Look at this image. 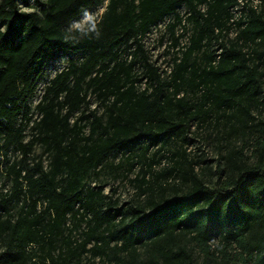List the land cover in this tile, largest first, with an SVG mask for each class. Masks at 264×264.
<instances>
[{
  "label": "trees",
  "instance_id": "1",
  "mask_svg": "<svg viewBox=\"0 0 264 264\" xmlns=\"http://www.w3.org/2000/svg\"><path fill=\"white\" fill-rule=\"evenodd\" d=\"M102 1L0 0V264H264V0H107L68 27ZM167 15L161 70L143 37ZM199 130L215 167L148 160L125 206L92 185Z\"/></svg>",
  "mask_w": 264,
  "mask_h": 264
},
{
  "label": "rangeland",
  "instance_id": "2",
  "mask_svg": "<svg viewBox=\"0 0 264 264\" xmlns=\"http://www.w3.org/2000/svg\"><path fill=\"white\" fill-rule=\"evenodd\" d=\"M33 0H27V3H32ZM107 0H103L98 6L95 8L87 9L84 14L72 20L68 27L74 28L76 26H80L86 23L89 19H99L102 15ZM255 3V2H254ZM19 6L21 9L28 10L29 7L23 5V3L19 2ZM185 7L180 6L177 9L180 15H184ZM172 20L170 15H167L161 22L157 25L152 26L151 29L144 35L143 40L146 48H148L151 58L155 61L156 64L159 65L161 70H168V63L170 62L171 51L174 50L170 48V37L167 32L166 24ZM3 28V25L1 26ZM180 26H177L175 30V34L181 33ZM187 34L182 33L179 41L181 45H184L186 42ZM74 58H78V55H74ZM68 63V57L61 55L55 59H52L48 62L46 71L44 76L39 80L35 94L28 100V104L30 106V114L31 120L30 123L37 118V113L35 111V104L38 101L41 93L42 87L45 82L57 71L64 68ZM264 115V111H262ZM192 131L194 129H191ZM203 130H199V134H191L189 135V142L183 143V145H179L177 143L171 144L167 143L163 147H154L150 148L149 151L145 153L144 156L140 155V152H136L138 156H134L131 159L126 160L123 156L117 155L112 159L114 168L113 170L105 169L101 171L97 175H93L92 185L102 183L103 191L111 196L112 199H116L118 202V206H125L130 204L131 202L137 200L138 188L135 186V177L136 173L140 170V168L144 165H147L148 160L152 165V171L158 172L163 170L164 168L170 167L174 163L173 159L181 161V157L179 156V152L182 149L185 150L187 157L189 159L195 160L198 156H200L207 164H211L215 167L218 162L217 155V147L216 144L212 142L203 141L204 134ZM214 133H211L213 135ZM171 148V149H170ZM174 152V155H170V151ZM175 150H179V152H175ZM40 148L36 147L35 152H39ZM11 157L16 154L11 152ZM153 161L151 162V160ZM174 179L168 177L167 181L164 184H170ZM208 180V179H207ZM208 184H211L213 179H210L211 182L207 181ZM144 195H141L140 198L143 199Z\"/></svg>",
  "mask_w": 264,
  "mask_h": 264
}]
</instances>
